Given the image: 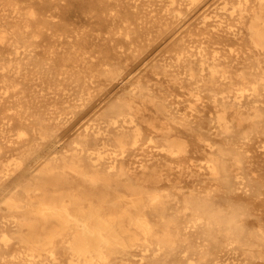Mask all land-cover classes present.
<instances>
[{
    "label": "rangeland",
    "instance_id": "obj_1",
    "mask_svg": "<svg viewBox=\"0 0 264 264\" xmlns=\"http://www.w3.org/2000/svg\"><path fill=\"white\" fill-rule=\"evenodd\" d=\"M259 5L0 0V264H209L204 247L173 235L141 233L129 249L107 251L106 259L95 262L72 247V237L36 247L15 231L21 211L8 204L13 194L33 200L40 187L77 193L78 180L50 182V176L40 177L41 167L76 176L64 163L75 152L92 156L103 169L124 154L149 155L167 143L149 132H160V125L163 131L168 120L199 133L185 168L186 190L257 199L244 207L260 239L232 243L217 263L264 262V47L249 29ZM132 100L138 101L135 109L129 108ZM159 104L169 118L160 117L158 129L143 127L137 144L123 148L117 136L133 137L132 118L140 111L156 115ZM215 160L231 168L228 184L219 175L204 181L195 174L193 167L207 171ZM233 206L229 200L220 204ZM178 212L182 225L207 221L202 210L185 206Z\"/></svg>",
    "mask_w": 264,
    "mask_h": 264
},
{
    "label": "bare ground",
    "instance_id": "obj_2",
    "mask_svg": "<svg viewBox=\"0 0 264 264\" xmlns=\"http://www.w3.org/2000/svg\"><path fill=\"white\" fill-rule=\"evenodd\" d=\"M249 29L252 40L264 47V0H260L258 9L252 15ZM211 71L216 77L217 68L213 67ZM137 102H129V108L135 109ZM157 109L156 115L140 111L138 116L132 118L137 122L133 137L127 139L124 133L117 136L123 148L137 144L143 127L158 129L156 121L160 117L169 118L163 105L159 104ZM165 127L162 131L163 125H160V132H149L153 140L155 136L165 139L167 143L164 147L149 155L142 153L132 157L131 153L124 154L107 169H103L92 156L81 152L64 156L65 165L76 170V176L56 172L52 165L41 167L40 177L50 176V182L59 178L69 182L78 180L77 193L62 194L58 188L50 191L40 187L42 191L37 192L33 200L13 194L8 204L21 211L16 234L28 236L36 247L72 237V247L95 262L106 259L107 251L120 247L129 249L141 237V233L158 234L166 239L172 235L180 240L189 239V245L198 250L204 247L203 258L209 264L219 262L221 255L232 248V243L243 242L245 238L250 242L257 241L260 235L258 229L249 224V216L253 214L247 208L257 199L230 192L214 194L208 189L186 190L189 172L185 168L191 158L189 151L199 133L189 127H174L169 120ZM202 167H193L202 180L219 175L225 183H229L231 168L224 161L215 160L207 171ZM169 187L175 188V191L171 192ZM257 191L254 195L258 194ZM224 200L234 202V208L226 210L220 207ZM185 206L194 212L202 210L207 221L196 227L182 225L180 220L183 218L179 212L177 216V210ZM186 215L183 217L186 218ZM174 248L172 245L167 255H171ZM249 252L256 254L253 248Z\"/></svg>",
    "mask_w": 264,
    "mask_h": 264
}]
</instances>
